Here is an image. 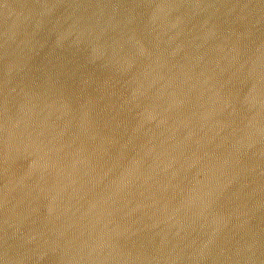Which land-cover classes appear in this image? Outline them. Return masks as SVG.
Instances as JSON below:
<instances>
[{
    "label": "water",
    "instance_id": "water-1",
    "mask_svg": "<svg viewBox=\"0 0 264 264\" xmlns=\"http://www.w3.org/2000/svg\"><path fill=\"white\" fill-rule=\"evenodd\" d=\"M0 264H264V0H0Z\"/></svg>",
    "mask_w": 264,
    "mask_h": 264
}]
</instances>
